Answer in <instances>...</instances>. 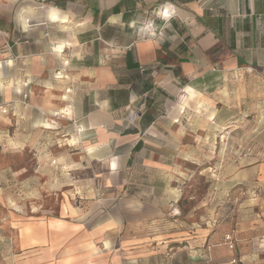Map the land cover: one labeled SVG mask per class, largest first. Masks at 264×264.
Segmentation results:
<instances>
[{
  "label": "crops",
  "instance_id": "crops-1",
  "mask_svg": "<svg viewBox=\"0 0 264 264\" xmlns=\"http://www.w3.org/2000/svg\"><path fill=\"white\" fill-rule=\"evenodd\" d=\"M0 30V155L60 135L83 154L91 196L129 186V221L160 210L131 199L169 193L157 139L169 133L175 149L184 117L204 128L251 108L264 127V0H0ZM236 166L258 200L221 258L264 264V153ZM85 205L18 219L13 264L129 263L123 217Z\"/></svg>",
  "mask_w": 264,
  "mask_h": 264
},
{
  "label": "rangeland",
  "instance_id": "rangeland-1",
  "mask_svg": "<svg viewBox=\"0 0 264 264\" xmlns=\"http://www.w3.org/2000/svg\"><path fill=\"white\" fill-rule=\"evenodd\" d=\"M244 111L204 128L187 115L180 121L182 133L175 149L167 145L173 140L169 133L158 138L157 153L172 167L169 193L159 201L131 199L160 210L144 206L130 221L129 186L113 198L104 193L91 196L92 186L83 177L90 171L79 165L83 154L60 135L37 134L32 145L0 155V264H13L17 254V220L59 216L62 199L81 208L87 202L98 203L103 209L99 218L109 211L123 217L118 234L129 239L130 250L136 249L126 264H227L220 253L225 235L237 241L239 217L251 215L258 200L255 188L234 179L236 165L264 153V127H254L251 108ZM207 245L215 250L212 257L205 256Z\"/></svg>",
  "mask_w": 264,
  "mask_h": 264
},
{
  "label": "built area",
  "instance_id": "built-area-1",
  "mask_svg": "<svg viewBox=\"0 0 264 264\" xmlns=\"http://www.w3.org/2000/svg\"><path fill=\"white\" fill-rule=\"evenodd\" d=\"M0 36H2V32L0 30ZM225 243L227 244L228 248L233 250L235 248V240L234 237L231 234H226L225 235ZM237 259L234 257L231 259L230 263L231 264H236Z\"/></svg>",
  "mask_w": 264,
  "mask_h": 264
},
{
  "label": "clouds",
  "instance_id": "clouds-1",
  "mask_svg": "<svg viewBox=\"0 0 264 264\" xmlns=\"http://www.w3.org/2000/svg\"><path fill=\"white\" fill-rule=\"evenodd\" d=\"M161 15L168 16V15H170V12H169L168 9H164V10L161 12ZM55 18H56V17H55V14H53V19H55ZM112 166L115 167V166H116L115 163H113Z\"/></svg>",
  "mask_w": 264,
  "mask_h": 264
}]
</instances>
